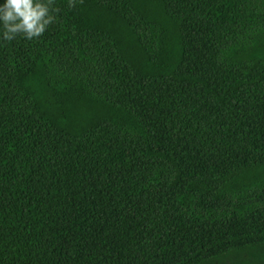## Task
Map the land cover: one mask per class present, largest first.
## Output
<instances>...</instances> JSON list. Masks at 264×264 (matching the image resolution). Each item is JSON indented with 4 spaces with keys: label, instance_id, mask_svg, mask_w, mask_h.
<instances>
[{
    "label": "trees",
    "instance_id": "trees-1",
    "mask_svg": "<svg viewBox=\"0 0 264 264\" xmlns=\"http://www.w3.org/2000/svg\"><path fill=\"white\" fill-rule=\"evenodd\" d=\"M50 7L0 27V264H264V0Z\"/></svg>",
    "mask_w": 264,
    "mask_h": 264
},
{
    "label": "clouds",
    "instance_id": "clouds-1",
    "mask_svg": "<svg viewBox=\"0 0 264 264\" xmlns=\"http://www.w3.org/2000/svg\"><path fill=\"white\" fill-rule=\"evenodd\" d=\"M54 0H0V27L3 38L13 40L17 35L26 39L40 37L54 17L51 15Z\"/></svg>",
    "mask_w": 264,
    "mask_h": 264
},
{
    "label": "rangeland",
    "instance_id": "rangeland-1",
    "mask_svg": "<svg viewBox=\"0 0 264 264\" xmlns=\"http://www.w3.org/2000/svg\"><path fill=\"white\" fill-rule=\"evenodd\" d=\"M242 257L250 259L251 261H248L249 263H254V260H256L257 258H260L261 261H264V254L263 256H261L260 254L257 256L256 254L251 255L250 253H248V254H243ZM241 262H243V259L239 258V261H237V263L241 264ZM216 264H233V263H231L230 260H223Z\"/></svg>",
    "mask_w": 264,
    "mask_h": 264
}]
</instances>
